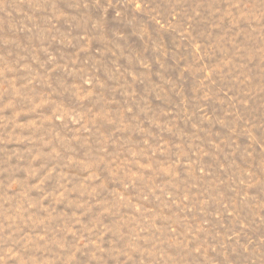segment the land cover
Instances as JSON below:
<instances>
[{"label":"rangeland","instance_id":"1","mask_svg":"<svg viewBox=\"0 0 264 264\" xmlns=\"http://www.w3.org/2000/svg\"><path fill=\"white\" fill-rule=\"evenodd\" d=\"M0 264H264V0H0Z\"/></svg>","mask_w":264,"mask_h":264}]
</instances>
